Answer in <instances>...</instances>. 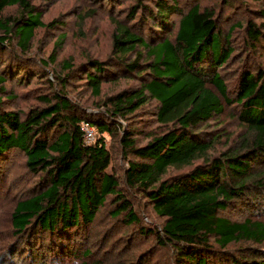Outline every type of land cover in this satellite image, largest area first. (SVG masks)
Masks as SVG:
<instances>
[{"label": "trees", "instance_id": "1", "mask_svg": "<svg viewBox=\"0 0 264 264\" xmlns=\"http://www.w3.org/2000/svg\"><path fill=\"white\" fill-rule=\"evenodd\" d=\"M184 1H139L131 11L134 16L140 9L136 21L116 23L115 56L90 58L78 66L64 61L53 81L50 67L57 63L65 34L48 58L35 65L24 54L36 31L54 28L57 20L45 23L31 0H0V186L13 153H24L40 188L14 209L16 239L4 262L68 263L78 257L81 239L109 206L113 226L137 227L129 240L147 235L157 247L172 248L173 264H264V65L255 60V52L249 54L264 46V22H247L248 62L235 68L228 84L220 70L235 56L230 32L222 30L215 12L202 9L199 0ZM9 7L20 14L3 17ZM131 54L135 59L130 60ZM120 75L136 76L140 88L110 95L95 110L68 96L73 79L100 97L103 83ZM38 77L57 85L26 113L10 108L7 101L14 98L5 94V83ZM149 99L158 102L160 121L172 126L139 146L126 131L122 143L133 159L123 187L108 171L111 154L103 134L114 133L118 119ZM223 101L234 105L238 119L252 131L250 143L243 151L224 152L192 166L217 140L200 125L223 113ZM84 123L101 134L92 143L86 140ZM187 166L192 167L171 172ZM132 191L151 202L163 218L161 227L143 224ZM228 209H243L248 218L240 222L222 216ZM239 242L253 246L243 251L233 246ZM146 261L143 257L128 264Z\"/></svg>", "mask_w": 264, "mask_h": 264}, {"label": "rangeland", "instance_id": "2", "mask_svg": "<svg viewBox=\"0 0 264 264\" xmlns=\"http://www.w3.org/2000/svg\"><path fill=\"white\" fill-rule=\"evenodd\" d=\"M31 1L43 12L45 23L57 20V25L54 28H40L36 31L35 37L30 43L29 51L24 54L30 63L35 65L43 58H48L57 40H61L65 34L61 49L58 50L57 63L50 67V74H52L50 78L53 81L56 79V73L61 70L60 64L64 61L70 60L74 66H78L90 58L105 61L115 56L113 53V35L117 21L131 25L133 21L137 20L136 16L140 12L138 8L139 12L136 11L135 15L131 16L132 8L138 6L139 1L145 5L151 4L150 0ZM199 3L202 9L213 10L215 16L221 21L222 30L227 34L230 32L235 56L220 70L229 84L234 81L235 68L241 66L244 61L248 62L246 60V54L249 52L246 24L249 20L258 24L264 22V0H230L229 2L199 0ZM19 14L20 12L16 7H9L2 15L3 17L10 15L17 17ZM233 25L236 28L230 31ZM262 27L264 29V25ZM157 37L158 35H155V38ZM16 40L14 39L15 45H17ZM250 53H253L257 62L264 65V46L258 52L251 51ZM135 57V54H131L130 60L135 59ZM140 82L134 75H120L113 81L104 82L101 96L97 97L87 84L76 78L73 79L67 90L68 96L75 103L95 110L93 108L98 107L96 106L97 102L101 103L106 97L126 89H139ZM51 85L56 86L57 84L54 82L49 84L41 77L33 78L25 83L9 79L5 83L7 88L5 94H11L14 99L7 101V105L14 110L26 113L31 107L39 103L41 95L50 91ZM223 103L224 109L221 115L200 125V129L211 132L210 137H217V140L206 155L194 160L192 166L204 162L207 158L218 157L224 152L243 151L250 143L252 131L238 119L233 104L224 101ZM158 109V102L149 99L134 113L126 118L118 119L120 127L114 133L103 134L111 154V166L108 171L118 176L123 187L125 186L126 168L129 165V160L133 159V156L127 154L123 147V135L126 131L131 133V138L136 140V144L139 146L150 141L153 136L168 130L172 124H164L160 121L157 115ZM100 135L99 131L95 129V138L97 139ZM7 166L8 169L0 186V264H8L7 261L4 262V258H9L14 248L16 236L13 230L12 214L17 203L35 195L40 190L36 187L38 174L28 168L24 153H13V158ZM192 166L175 169L171 172H181ZM132 194L136 209L143 219V224L155 229L161 227L163 218L156 213L151 202L143 194L136 191H132ZM221 215L240 222L248 218V213L243 209H228L221 212ZM131 230H138V228L113 226L109 206L103 207L96 221L88 228L87 238L81 239L82 244H79L80 253L78 257L65 264H128L133 259L140 261L143 257L147 259L146 264H173L172 248L161 249L157 247L154 238L147 235L144 237L136 235L135 238L129 240L128 235H130ZM233 246L244 251L253 244L251 242H239ZM148 253L149 257H147Z\"/></svg>", "mask_w": 264, "mask_h": 264}, {"label": "built area", "instance_id": "3", "mask_svg": "<svg viewBox=\"0 0 264 264\" xmlns=\"http://www.w3.org/2000/svg\"><path fill=\"white\" fill-rule=\"evenodd\" d=\"M84 131L86 133V140L89 143H92L95 141V129L89 124V123H84L83 124Z\"/></svg>", "mask_w": 264, "mask_h": 264}]
</instances>
